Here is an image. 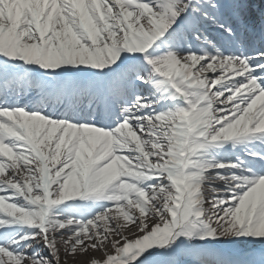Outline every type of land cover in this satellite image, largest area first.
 <instances>
[{"label":"snow or ice","instance_id":"1","mask_svg":"<svg viewBox=\"0 0 264 264\" xmlns=\"http://www.w3.org/2000/svg\"><path fill=\"white\" fill-rule=\"evenodd\" d=\"M244 7L0 0V264H60L61 236L66 255L111 246L102 264L264 244V46L245 51Z\"/></svg>","mask_w":264,"mask_h":264},{"label":"bare ground","instance_id":"2","mask_svg":"<svg viewBox=\"0 0 264 264\" xmlns=\"http://www.w3.org/2000/svg\"><path fill=\"white\" fill-rule=\"evenodd\" d=\"M208 75H211V74H208ZM228 156H231L230 154ZM262 171H264V168L262 169ZM217 187H219V184L216 185ZM205 196L206 198L207 197H210L211 196V193H208L206 192L205 193ZM205 207V210L206 211H209L210 210V205L209 204H205L204 205ZM91 212V210H88L87 212L81 214V215H84L86 216L87 213ZM153 220H149L148 223L149 225H153L154 223L152 222ZM136 232V228L135 227H131V229L129 231H125L123 234L127 237H130L132 238L133 237V233ZM66 239L65 236H61L58 240H57V247L59 248L60 250V264H87L89 263L91 260H100L102 259L100 257V255H103L104 258H105V253L107 255H113L114 254V250L112 249L111 246L109 245H106L104 246V252H100V251H92V250H89L87 252H85L84 254H78L76 256H73V255H70L69 257H67V255H65V253H61V252H64V246H63V243L62 241ZM113 239H115L113 237ZM239 244H242V245H251V244H254L253 246L257 247L256 250L252 251V250H247L248 252H252L253 254H255L254 256L256 257V255H262L264 256V247L262 248V252H260L258 250V247L259 246H264V244H261L260 242H257V243H239ZM234 245H238L237 243H232L230 244L229 246H234ZM35 244L33 245L32 248L28 249V251L30 252H37L39 251L41 253V255H43L44 257L48 258L49 257V253L47 251H45L43 249L42 246H36L34 248ZM242 249H250L252 248L251 246L248 247V248H245V247H241ZM45 252H47V254H45ZM213 251L211 248H207V249H200L198 252H196L192 259L190 260V264H200V263H207V264H211V262H213L212 260L214 259L213 258ZM259 257V256H258ZM213 258V259H212ZM220 258V257H219ZM219 258H216V262H221V259ZM225 262V261H224Z\"/></svg>","mask_w":264,"mask_h":264},{"label":"rangeland","instance_id":"3","mask_svg":"<svg viewBox=\"0 0 264 264\" xmlns=\"http://www.w3.org/2000/svg\"><path fill=\"white\" fill-rule=\"evenodd\" d=\"M154 224H155V221H152ZM153 224V225H154ZM115 238V237H114ZM255 243H257V242H255ZM238 245H236V246H238V247H245V248H247V247H250V246H253L254 244H249V245H242V244H239V243H237ZM63 246H64V252H61V253H65V255H66V246L63 244ZM195 250H189V249H182V250H178L176 253H179L180 255H190V254H192L193 252H194ZM79 254V251L77 250V252H75L74 254H73V256H76V255H78ZM70 255H67V257H69ZM100 257L102 258V259H100V260H91L89 263H87V264H93V262H101V264H102V262H103V260L105 259L104 258V256L103 255H100Z\"/></svg>","mask_w":264,"mask_h":264}]
</instances>
